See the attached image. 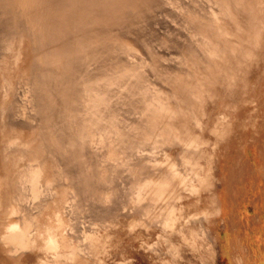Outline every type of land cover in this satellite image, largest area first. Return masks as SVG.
<instances>
[{
    "label": "rangeland",
    "instance_id": "obj_1",
    "mask_svg": "<svg viewBox=\"0 0 264 264\" xmlns=\"http://www.w3.org/2000/svg\"><path fill=\"white\" fill-rule=\"evenodd\" d=\"M44 1L49 9L45 8L50 10L48 13L44 9L46 14L57 18L47 14L51 18H47V27L52 21L50 26L60 30V43L67 52L73 47L77 31L80 35L102 38L116 30V35L113 33L111 37L115 35L131 44L137 60L147 62L145 77H149L151 86H155L167 105L164 107L167 114L171 111L175 116H167L165 111L157 114L162 142L153 140L152 136L143 137L147 126L146 131L141 125L140 131H135V127L128 130L131 146H128L130 150L127 148L126 160L129 162L115 169L113 177L110 174L108 179L104 174L102 181L95 182L98 196L114 195L115 200V203L105 201L112 206L110 211H104L96 202L80 216L82 227L93 231L96 256L80 253L52 263L49 254L46 261L41 248L45 235L49 232L61 235L59 253L69 251L64 244L71 240L65 229L70 214L64 210L57 219L56 204L52 202L37 216L40 223L35 249L13 258L0 246V264H264V0H96L92 5L86 4L92 0L54 3L42 0L41 3ZM104 17L109 20L105 21ZM5 37V28L0 24V46ZM26 51L25 47L24 59L18 66L9 54L3 58L0 87L5 76L13 88L19 86V73L29 62ZM20 86L6 98L10 100L6 105L8 114L22 110L19 106L23 96L18 92L23 86ZM1 89L0 109L5 105L6 93ZM126 110L123 117L128 115ZM12 129L3 127L0 118V140L8 135L26 140L30 132ZM132 147L138 148L132 152ZM1 153L0 150V170H3L9 163ZM142 154L151 159L141 161L148 163L141 167L135 158ZM169 160L174 162L175 171L167 164ZM143 166L146 168L142 169ZM154 171L169 176L167 179L176 190L162 211L153 210L150 198L129 202L135 196L137 183L152 176ZM174 172L181 181H171L169 174ZM3 197L6 201L7 192H3ZM171 200L175 202L170 203ZM18 218L19 215L0 221V229L11 222H21Z\"/></svg>",
    "mask_w": 264,
    "mask_h": 264
},
{
    "label": "bare ground",
    "instance_id": "obj_2",
    "mask_svg": "<svg viewBox=\"0 0 264 264\" xmlns=\"http://www.w3.org/2000/svg\"><path fill=\"white\" fill-rule=\"evenodd\" d=\"M41 1L0 0V24L5 28L6 34L0 46V66L3 67L5 63L3 58L7 54L17 66L20 65L24 59L23 50L25 47L30 56L27 68L22 69L20 67L22 70L18 78L19 86H15V88H21L20 85L23 86V90L18 92V95L23 96L22 100H19L22 102V106H19L22 108L21 111L13 114L7 113L8 106L6 107V105L10 100L7 101L6 98L15 93L13 83L9 78L5 76L0 87L6 91V93L3 92L5 105L0 109L1 125L11 129L14 127L30 130L26 140L13 135H8L0 140V150L5 161L9 163L7 168L6 164L3 167L6 169L0 170V221L2 223L6 219L18 215V219L21 220V222H11L5 228L2 226L4 229H0V246L6 254L13 258L21 257L35 249V238L37 234L39 235L37 228L40 223L37 216L42 215L44 210L48 209L54 202L57 209V219L61 217L64 210L71 217L68 222L69 225L63 226L65 229L67 228V234L71 237L69 242L63 243L67 249L69 248V251L66 253L57 252L60 246L58 241L60 234L57 236L49 232L43 239L41 248L45 252L44 257L46 261H49L47 258L51 254V262L55 263L57 259L74 258L80 253L82 256L86 253L90 256H96V250L93 246V238H95L93 231L82 227L79 221L80 216L90 207H94L96 202L102 205L101 208L104 211L107 209L110 211L112 206L106 205L105 201L115 203V200L113 194V197L109 195L110 198L98 196V188H96L95 182L102 181L104 174L108 175V179L110 174L113 177L115 169L124 166L126 161L129 162L126 160V152L128 149L130 150L128 146L131 141L128 130L131 128H136V131L141 125L145 130V126H147L146 133L144 131L142 133L144 134L143 137L152 136L153 140L160 141V137L163 136L160 135L159 137L158 134L161 131L157 130V114L162 115L160 111L164 112V107L167 105L165 106L161 97L158 96L155 86H151L152 82L148 79L149 77H145L147 62L137 60L135 48L131 44L121 41L119 37H115L116 30L115 33L112 31L115 34L113 37H111L113 33L108 36V32V35L106 34L102 38L92 34L90 36L80 35L77 31V34L73 36V47L67 52L60 43L62 38V35L59 34L60 30H55L53 26H50L52 21H49L50 24L47 27V18L53 17L48 14L50 10H47L49 7L46 6V1L44 3ZM51 1L54 3L58 0ZM95 1L85 3L88 5L90 2L92 5V2L95 3ZM104 2L106 1L104 0ZM109 2L111 1L109 0ZM44 9L48 11L47 14L51 18L47 17V11ZM104 12L107 13V11ZM108 15L110 14L108 13ZM117 15L119 14L117 13ZM107 20L109 18L105 21ZM58 21L55 22L58 23ZM185 70L189 71L186 68ZM125 110L128 112L127 117H123ZM170 112L169 114L172 115ZM165 113L167 114V111ZM11 117L13 119L9 122ZM169 117L171 118V116ZM159 128L161 129V127ZM157 147L156 149H158ZM134 148L136 151L138 147ZM134 148L132 147L131 151ZM139 152L142 153V151ZM188 154L186 153V155ZM143 155L135 158L137 164L141 161H150L151 158ZM173 163L172 160L167 162L172 166ZM143 164L147 165L148 163H141V167ZM145 168L143 166L142 169ZM173 169L175 171L174 166ZM162 171L165 172V170ZM169 175L171 181H173L172 179L181 181L177 173L174 172ZM167 178L169 179V176L164 177L161 171H154L152 176L137 183L134 188L135 191H133L135 196L129 202L134 204V201L141 202L150 198L154 203L153 210L162 211L167 201L176 192L172 188L173 184L171 185ZM9 187H12V190L9 191ZM3 192L8 194L6 201H4ZM109 192L113 193V191ZM173 200L169 202L171 203ZM167 205L169 206V204ZM6 207L7 209H4ZM141 214L143 213L141 212ZM171 215L169 218L172 217ZM132 222L134 221L130 223ZM171 229L173 230V228ZM86 250L88 251L86 252ZM54 256L55 259H53Z\"/></svg>",
    "mask_w": 264,
    "mask_h": 264
}]
</instances>
